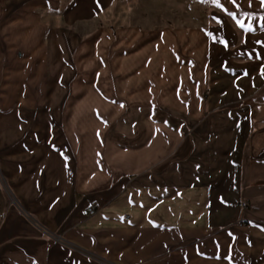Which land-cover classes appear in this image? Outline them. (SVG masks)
Here are the masks:
<instances>
[{
	"label": "crops",
	"instance_id": "0c3cea01",
	"mask_svg": "<svg viewBox=\"0 0 264 264\" xmlns=\"http://www.w3.org/2000/svg\"><path fill=\"white\" fill-rule=\"evenodd\" d=\"M114 1L0 0V56L2 47L18 53L0 98L1 184L12 195L0 217V264H246L250 247L264 264L262 95L207 134L206 149L157 172L165 150L153 161L128 150L110 161L101 144L87 150L84 131L71 133L80 125L71 110L134 107L129 26L110 28L115 88L106 95L101 71L86 87L84 52L103 41L84 38L79 24ZM254 50L242 58L257 76L264 59ZM91 203L99 209L85 216ZM233 249L243 257L231 261Z\"/></svg>",
	"mask_w": 264,
	"mask_h": 264
},
{
	"label": "rangeland",
	"instance_id": "374dc122",
	"mask_svg": "<svg viewBox=\"0 0 264 264\" xmlns=\"http://www.w3.org/2000/svg\"><path fill=\"white\" fill-rule=\"evenodd\" d=\"M220 4L217 7L201 0H115L93 19L80 21L79 32L84 38L97 36L103 41L97 47H86L84 52L87 89H93L94 75L100 71L106 95L115 88L110 28L115 32L129 26L133 28L134 43L128 49L133 53L134 89L138 91L134 107L129 110L70 111L71 121L80 122L79 126L71 125V133L84 131L87 150L99 149L101 144L100 149L110 161L128 150L145 162L156 159L159 149L165 150V158L154 167L155 172L162 171L174 160L185 161L197 146L206 149V135L220 132L224 118L247 111L249 105L260 101V95L264 98V75L252 76L253 62L242 58V53H253L255 46L264 59V8L259 0H253L251 7L249 0H237L238 7L229 0H220ZM229 12H235L236 17L229 16ZM254 25H260L261 30ZM210 38L213 44L208 52ZM2 50L0 98L18 59V53L15 60L7 47ZM90 101L87 105L93 106L92 96ZM97 136H101V143ZM136 172L134 181L141 177L140 171ZM1 181L0 175V217L12 202L10 190ZM243 229L247 236L252 235L251 226ZM233 251L231 261L243 257ZM255 257L253 247L247 248L246 264H254Z\"/></svg>",
	"mask_w": 264,
	"mask_h": 264
},
{
	"label": "snow or ice",
	"instance_id": "6c2138e0",
	"mask_svg": "<svg viewBox=\"0 0 264 264\" xmlns=\"http://www.w3.org/2000/svg\"><path fill=\"white\" fill-rule=\"evenodd\" d=\"M201 2L202 3L210 2V3L214 4V5H216L217 7H221L220 0H201ZM229 2L234 4V5H236L238 7L237 0H229ZM252 3H253V0H249V6L250 7H251ZM259 4H260V6L262 8H264V0H259ZM228 15L231 16L232 18L236 17V13L235 12H229ZM245 15H248V14L245 13ZM238 24H239V26L241 28H245V26H244V24L242 22L238 21ZM245 30L246 31H253V29H251V28H246ZM262 30H264V28H262ZM245 74H247V73H245ZM261 74L264 75V70H262ZM229 235H231V233Z\"/></svg>",
	"mask_w": 264,
	"mask_h": 264
},
{
	"label": "built area",
	"instance_id": "2783aa9c",
	"mask_svg": "<svg viewBox=\"0 0 264 264\" xmlns=\"http://www.w3.org/2000/svg\"><path fill=\"white\" fill-rule=\"evenodd\" d=\"M247 206H248V203L246 201L242 202V207H247ZM97 211H98V206L97 205L89 204L88 206H86L83 209V214L85 216H88V215L95 214Z\"/></svg>",
	"mask_w": 264,
	"mask_h": 264
}]
</instances>
